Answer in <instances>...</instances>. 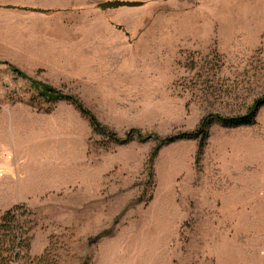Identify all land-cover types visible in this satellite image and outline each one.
<instances>
[{
  "label": "rangeland",
  "instance_id": "obj_1",
  "mask_svg": "<svg viewBox=\"0 0 264 264\" xmlns=\"http://www.w3.org/2000/svg\"><path fill=\"white\" fill-rule=\"evenodd\" d=\"M56 13L87 39H58ZM263 100L264 0H0V206H23L29 239L14 264H264Z\"/></svg>",
  "mask_w": 264,
  "mask_h": 264
},
{
  "label": "trees",
  "instance_id": "obj_2",
  "mask_svg": "<svg viewBox=\"0 0 264 264\" xmlns=\"http://www.w3.org/2000/svg\"><path fill=\"white\" fill-rule=\"evenodd\" d=\"M108 5V6H113ZM17 72V71H16ZM39 90H37L39 96L47 101H68L74 108L81 114L83 118L87 120L89 126L94 134L107 136L109 139L119 142L116 134L109 131L108 128L102 126L95 116L87 110L81 102L71 98L68 95H63L55 89L49 86H43L35 84ZM34 87V86H33ZM264 103L261 102V104ZM216 122L222 127H238L242 125H250L253 123V113L241 117H220L210 116L206 120L202 121L201 126L204 129H208L210 125ZM132 139L131 136H128ZM197 133H185L178 139H197ZM173 141L172 139H170ZM169 139L167 141H170ZM21 205H15L11 209L0 213V264H14L21 260V251L29 248L28 230H25V225L19 219L18 211L21 209Z\"/></svg>",
  "mask_w": 264,
  "mask_h": 264
},
{
  "label": "crops",
  "instance_id": "obj_3",
  "mask_svg": "<svg viewBox=\"0 0 264 264\" xmlns=\"http://www.w3.org/2000/svg\"><path fill=\"white\" fill-rule=\"evenodd\" d=\"M57 14V16H56V21H55V25H56V28L58 29V30H60V32L63 34V36L61 37H58V39H62V40H65V39H67V37L70 35L68 32L66 33V34H64V31H63V28L65 29V25L67 24V25H69V27H71V30H72V32L74 33V36H76L77 38H78V40H79V37L78 36H81V37H83L82 39H81V41H83V40H86L87 38H86V36H87V33L85 32V30L84 29H82V32H80L79 33V30H78V28H79V23L78 22H76L75 21V19L76 18H78V20L79 19H82V18H84V17H81L80 18V16H78V15H74V14H68V13H56ZM67 20V21H64V20ZM77 20V21H78ZM76 23H77V25H76ZM75 29H77V33L74 31ZM66 30V29H65ZM67 31V30H66ZM104 31H105V28H104ZM88 35H89V33H88ZM71 37H72V35H70L69 36V41H71ZM68 41V42H69ZM73 41H75V38L73 39ZM78 49H80V50H82L83 48H81V47H77ZM90 60H93V59H90ZM8 209H10V208H4V207H2V206H0V211H6V210H8Z\"/></svg>",
  "mask_w": 264,
  "mask_h": 264
}]
</instances>
